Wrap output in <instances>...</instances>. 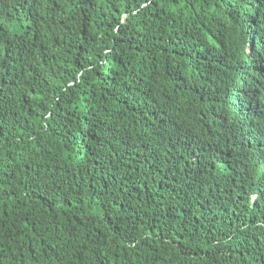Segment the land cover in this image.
<instances>
[{
  "label": "trees",
  "instance_id": "trees-1",
  "mask_svg": "<svg viewBox=\"0 0 264 264\" xmlns=\"http://www.w3.org/2000/svg\"><path fill=\"white\" fill-rule=\"evenodd\" d=\"M0 264H264V0H0Z\"/></svg>",
  "mask_w": 264,
  "mask_h": 264
}]
</instances>
